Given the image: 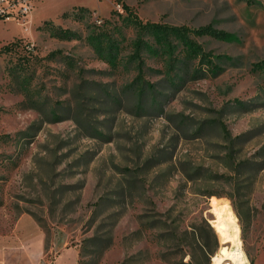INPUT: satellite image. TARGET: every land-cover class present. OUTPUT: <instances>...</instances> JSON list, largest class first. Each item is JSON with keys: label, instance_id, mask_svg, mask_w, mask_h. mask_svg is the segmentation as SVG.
Instances as JSON below:
<instances>
[{"label": "rangeland", "instance_id": "374dc122", "mask_svg": "<svg viewBox=\"0 0 264 264\" xmlns=\"http://www.w3.org/2000/svg\"><path fill=\"white\" fill-rule=\"evenodd\" d=\"M33 14L30 33L0 24L32 36L0 50V244L41 232L43 264L66 249L72 264H215L221 202L264 264V0H41ZM135 16L223 33H190L205 55L169 72L183 41L164 47Z\"/></svg>", "mask_w": 264, "mask_h": 264}, {"label": "crops", "instance_id": "0c3cea01", "mask_svg": "<svg viewBox=\"0 0 264 264\" xmlns=\"http://www.w3.org/2000/svg\"><path fill=\"white\" fill-rule=\"evenodd\" d=\"M41 0H34V11L31 12L29 16V23L32 22V14L35 10H38L39 3ZM67 11V10H64ZM63 11V12H64ZM34 15V14H33ZM0 24H7L10 21H15L18 25H20L24 33H30L31 28L28 24V28H24L19 22L14 19H0ZM10 31V27H7V32ZM6 31L2 30L0 27V50L3 44L13 41L16 38L23 37H32V36H21V35H13V37L9 39H3L2 36ZM69 249H66L60 253H58L55 259L51 264H72V259L70 258V254H68ZM45 256V240L44 236L41 232L34 233L28 237L21 239L20 242L17 243H7L0 244V264H43Z\"/></svg>", "mask_w": 264, "mask_h": 264}, {"label": "trees", "instance_id": "16d2710c", "mask_svg": "<svg viewBox=\"0 0 264 264\" xmlns=\"http://www.w3.org/2000/svg\"><path fill=\"white\" fill-rule=\"evenodd\" d=\"M125 8L127 9V11H129V13H131L130 7L128 5H125ZM135 17L136 20L138 21L139 31L141 33H150L157 38H161L163 42H165V44L163 45L164 47L167 46L170 47L172 45L173 38H179L180 40L183 41L184 48L180 50V52L177 55H173V52H169L171 55V58L168 60L167 71L169 72L173 71V68L175 67L176 64L175 63L176 60H180L183 58L196 59L200 55L202 56L205 55L202 46L199 43H197L195 40L190 38V33H193L195 35H204V34L218 35L220 33H223L220 30L214 28L212 25H205L195 29H190L183 25L175 26V25L160 24L153 22L143 23L140 18H138L137 16ZM15 43L18 42L13 40L3 44L2 47L9 48L12 45H15ZM25 44H28V42H26ZM262 67L264 68V64L262 65Z\"/></svg>", "mask_w": 264, "mask_h": 264}, {"label": "bare ground", "instance_id": "6f19581e", "mask_svg": "<svg viewBox=\"0 0 264 264\" xmlns=\"http://www.w3.org/2000/svg\"><path fill=\"white\" fill-rule=\"evenodd\" d=\"M222 219V238L225 245L221 249V253L214 261L215 264H248L247 256L242 248L240 238V228L236 222V215L233 208L228 203H219L216 205Z\"/></svg>", "mask_w": 264, "mask_h": 264}, {"label": "built area", "instance_id": "2783aa9c", "mask_svg": "<svg viewBox=\"0 0 264 264\" xmlns=\"http://www.w3.org/2000/svg\"><path fill=\"white\" fill-rule=\"evenodd\" d=\"M34 8V0H0V19H14L28 28L29 16ZM29 49L32 45L29 43Z\"/></svg>", "mask_w": 264, "mask_h": 264}]
</instances>
